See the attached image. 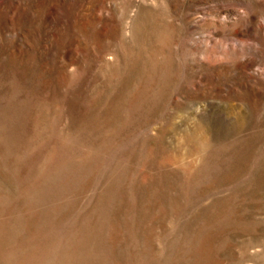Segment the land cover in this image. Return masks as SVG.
Wrapping results in <instances>:
<instances>
[{
  "label": "rangeland",
  "instance_id": "374dc122",
  "mask_svg": "<svg viewBox=\"0 0 264 264\" xmlns=\"http://www.w3.org/2000/svg\"><path fill=\"white\" fill-rule=\"evenodd\" d=\"M0 264H264V0H0Z\"/></svg>",
  "mask_w": 264,
  "mask_h": 264
}]
</instances>
